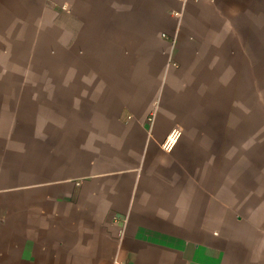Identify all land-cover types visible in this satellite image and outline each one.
I'll use <instances>...</instances> for the list:
<instances>
[{
	"label": "crops",
	"instance_id": "0c3cea01",
	"mask_svg": "<svg viewBox=\"0 0 264 264\" xmlns=\"http://www.w3.org/2000/svg\"><path fill=\"white\" fill-rule=\"evenodd\" d=\"M42 2L0 0V39L21 37L7 34L26 22L15 8ZM64 4L27 23L72 76L16 94L0 79V264H264V187L217 170L218 145L246 148L244 128L220 132L194 106L208 65L245 100L264 0Z\"/></svg>",
	"mask_w": 264,
	"mask_h": 264
},
{
	"label": "rangeland",
	"instance_id": "374dc122",
	"mask_svg": "<svg viewBox=\"0 0 264 264\" xmlns=\"http://www.w3.org/2000/svg\"><path fill=\"white\" fill-rule=\"evenodd\" d=\"M95 8L97 7L95 6ZM15 9L18 10L17 19L20 17L19 19L26 22L25 24L18 22V26H22L19 29L10 30L8 28L7 34L20 35L21 37H8V40L7 38L0 39V50H7V52H0V79L9 81V85L5 86L8 89L7 93H29L28 89L38 88V86L24 85L26 82L23 84L22 79L45 80L72 76L74 71L68 65H64L65 54L49 52L52 44L48 29L38 32L27 23L31 16L32 18H42L50 13H56L57 16L64 15L68 9L64 0H47L46 5L42 2L39 5L25 7L26 11L19 7ZM28 9H35V11L31 14L28 13ZM98 10L102 12V8L98 7ZM94 11L96 12V9ZM10 16L13 15L8 14L6 18ZM61 19L63 20V18ZM43 23V21L40 22L44 25ZM17 24L15 25L17 26ZM23 25L25 28L21 29L24 27ZM208 66V70L205 71L208 75L207 78H201V81H197L194 86V94L199 98V101L196 99L194 101L195 109L200 108L202 113H206L203 115L207 116L201 118V123H215L217 127H220L218 130H221L220 132H223L224 127L228 124L240 125L245 131L243 142L246 137L245 142L248 143L244 149H238L237 146L239 147L240 144H234L232 150H226L218 145L216 151L218 173L224 175L231 163L234 181L241 175H243L244 181H248L247 184H241V188L238 187L240 190L250 191L257 188V185L262 188L264 187V65H249L246 73L248 91L246 96L243 95L245 99L243 103L235 99V81L232 93L230 88L228 90L224 65ZM79 73L80 71H77L76 75L78 76ZM237 87L238 99H240L241 87L240 85ZM223 136L219 133L218 140L224 139ZM230 156L232 157L230 158Z\"/></svg>",
	"mask_w": 264,
	"mask_h": 264
},
{
	"label": "built area",
	"instance_id": "2783aa9c",
	"mask_svg": "<svg viewBox=\"0 0 264 264\" xmlns=\"http://www.w3.org/2000/svg\"><path fill=\"white\" fill-rule=\"evenodd\" d=\"M177 1H179V2H185L186 0H177ZM176 14H178V12H175ZM162 36L163 37H166L167 35H166V33H162ZM174 134H175V132H174ZM176 137H177V134H176ZM175 137V138H176ZM174 143H175V141H171V139H169V137L167 138V140L164 142V144H163V146H164V149H166V150H171L172 149V147H173V145H174Z\"/></svg>",
	"mask_w": 264,
	"mask_h": 264
},
{
	"label": "bare ground",
	"instance_id": "6f19581e",
	"mask_svg": "<svg viewBox=\"0 0 264 264\" xmlns=\"http://www.w3.org/2000/svg\"><path fill=\"white\" fill-rule=\"evenodd\" d=\"M176 134H174V132L172 131V133H170L169 135V139H171V141H175L176 142Z\"/></svg>",
	"mask_w": 264,
	"mask_h": 264
}]
</instances>
